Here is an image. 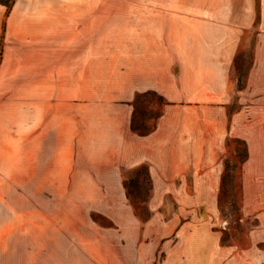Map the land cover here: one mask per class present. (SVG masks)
<instances>
[{
    "label": "rangeland",
    "instance_id": "1",
    "mask_svg": "<svg viewBox=\"0 0 264 264\" xmlns=\"http://www.w3.org/2000/svg\"><path fill=\"white\" fill-rule=\"evenodd\" d=\"M263 3L69 0V94L39 125L37 158L17 159V200L85 210L75 246L96 264H264ZM184 48L214 76L182 79ZM195 105L260 134L227 137L225 159H180Z\"/></svg>",
    "mask_w": 264,
    "mask_h": 264
},
{
    "label": "crops",
    "instance_id": "2",
    "mask_svg": "<svg viewBox=\"0 0 264 264\" xmlns=\"http://www.w3.org/2000/svg\"><path fill=\"white\" fill-rule=\"evenodd\" d=\"M70 25L69 0H16L9 16L0 4V264H96L85 247L75 246L85 229V210L71 211L68 201L17 200V159L37 158L39 125L52 119L54 97L69 94ZM190 48L179 54L182 79L213 77V68L196 69L199 57ZM195 112L193 119L186 112L181 116L174 142L180 159H225L227 137L251 144L260 134L255 123L249 133L229 128L224 108L219 127L208 105H195ZM261 231L259 224L255 232Z\"/></svg>",
    "mask_w": 264,
    "mask_h": 264
},
{
    "label": "trees",
    "instance_id": "3",
    "mask_svg": "<svg viewBox=\"0 0 264 264\" xmlns=\"http://www.w3.org/2000/svg\"><path fill=\"white\" fill-rule=\"evenodd\" d=\"M16 0H0V4L6 7V16H9ZM2 42V40H1Z\"/></svg>",
    "mask_w": 264,
    "mask_h": 264
}]
</instances>
